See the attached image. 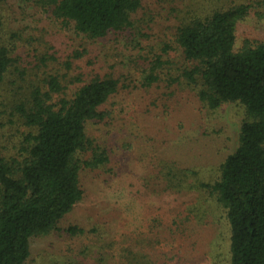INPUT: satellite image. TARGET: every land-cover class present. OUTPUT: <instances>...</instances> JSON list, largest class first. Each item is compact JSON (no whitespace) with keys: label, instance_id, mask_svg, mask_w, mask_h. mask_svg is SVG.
I'll use <instances>...</instances> for the list:
<instances>
[{"label":"trees","instance_id":"trees-1","mask_svg":"<svg viewBox=\"0 0 264 264\" xmlns=\"http://www.w3.org/2000/svg\"><path fill=\"white\" fill-rule=\"evenodd\" d=\"M146 1L33 0L89 42L128 35L135 51L144 50L141 43L150 40L161 16L180 62L164 59V43L159 54L148 53L134 89L160 92L163 97L157 100H164V109L170 102L178 105L182 96V103L195 105L204 118L226 104L243 107L238 146L213 180L203 179L201 168L182 167L175 139L172 147L165 143L164 156L172 159L149 163L141 183L119 182L118 171L115 184L127 183L131 199L121 222L133 224L142 207L141 215L145 209L150 212L141 219L144 230H117L121 247L112 255L105 231L96 225L90 231L70 226L64 230L67 235L93 240L66 264H81L80 256L89 255L91 264H194L197 242L190 239L183 251L182 239L189 237L188 228L210 227L213 209L219 213V242L211 243L214 264H264V41L236 47L241 23L251 17L264 22V0H155V10ZM11 53L0 42V84L10 71ZM126 82L95 72L88 80H77L70 91L63 80L46 75L38 84L22 87V95L14 91L6 115L17 129L7 150L0 147V264H26L31 239L56 231L83 200L81 172L105 170L109 155L92 148L87 125L105 121L108 113L102 108L132 85L123 87ZM223 230L229 241L225 257Z\"/></svg>","mask_w":264,"mask_h":264},{"label":"rangeland","instance_id":"rangeland-1","mask_svg":"<svg viewBox=\"0 0 264 264\" xmlns=\"http://www.w3.org/2000/svg\"><path fill=\"white\" fill-rule=\"evenodd\" d=\"M149 1L153 3L150 8L155 10V0ZM156 21L150 40L141 43L144 50L135 51L128 35H109L102 41L89 42L36 6L33 0H0V42L11 49L13 60L9 73L0 84V147L7 150L15 135L17 128L8 121L6 113L14 99V91L22 95V87L38 84L46 75H52L63 80L71 91L79 85L75 83L77 80H88L95 72L115 74L123 82L127 78L126 85L121 84L123 87L132 81L127 90L121 89L102 108L108 113L104 122H89L87 125L92 148L107 151L109 164L101 172H81L83 200L59 222L56 231L46 237L31 239V255L26 264H66L85 246L91 245L93 238L90 240L87 235H67L64 230L70 226L90 231L96 225L105 231L109 250L114 249L112 255H116L115 250L121 247L117 230L134 227L143 231L141 219L150 212L145 209L147 215H141L144 210L141 207L137 209L133 224L128 226V222H121V214L131 206L128 204L131 199L125 189L127 183L117 186L115 175L122 172L119 173V182L141 183L138 179L146 172L149 163L172 159L167 153L164 156L166 142L170 147L177 142L176 153L182 155V167L201 168L202 178L206 180H213L224 159L236 150L240 125L245 118L243 107L226 104L214 114L207 113L204 118L195 111V105L182 103V96L177 97L178 105L170 102L164 109V100H157V97H163L160 92L149 88L134 89L133 81L141 82V70L146 68L144 60L149 58L148 53L157 55L166 44L168 53L164 59L169 57L174 64L180 62L171 44L168 26L163 25L161 16ZM246 41L250 44L264 41V22L251 17L239 25L236 47L240 48ZM186 98L192 96L186 95ZM154 103L157 107L153 106ZM147 136L150 141L144 140L148 139ZM126 143H132L133 147H126ZM142 201L149 204L148 199ZM213 214L214 217L209 219L212 222L210 227L197 228L194 232L188 228L186 235L189 237L182 239L183 251L189 248L190 239L197 242L198 251L191 257L194 264L205 259L204 264H214L211 243L219 242V213L213 209ZM222 233L225 257L229 241L227 231ZM80 259L81 264L92 263L90 255L80 256Z\"/></svg>","mask_w":264,"mask_h":264}]
</instances>
